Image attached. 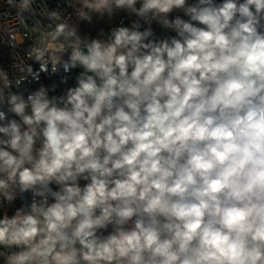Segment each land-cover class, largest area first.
I'll return each instance as SVG.
<instances>
[{
  "label": "clouds",
  "instance_id": "1",
  "mask_svg": "<svg viewBox=\"0 0 264 264\" xmlns=\"http://www.w3.org/2000/svg\"><path fill=\"white\" fill-rule=\"evenodd\" d=\"M3 5L0 264H264V0Z\"/></svg>",
  "mask_w": 264,
  "mask_h": 264
},
{
  "label": "built area",
  "instance_id": "2",
  "mask_svg": "<svg viewBox=\"0 0 264 264\" xmlns=\"http://www.w3.org/2000/svg\"><path fill=\"white\" fill-rule=\"evenodd\" d=\"M59 0H48L50 7H55ZM4 4V0H0V5ZM29 25L33 24L34 21L29 19L27 21ZM16 26L17 28L20 27V20L15 16V12L13 9L8 8L6 5L0 6V65H3L5 68H9L12 63V59H15L14 55H11L13 52L12 48L4 42V39L7 37L9 28ZM82 30L85 33H91L93 36L96 35L97 27H108L106 24H100L98 26H88L82 25ZM21 33L17 32V40H18V47L16 49L17 52L23 53V49L19 46ZM31 42V36L27 37L23 40L24 44ZM34 70H39L38 65L35 66ZM43 75V74H42ZM45 83H49L48 79H44ZM69 83H73V80H69ZM30 87H36L35 84L30 85ZM19 205V201H17V205ZM12 209H9V214H11Z\"/></svg>",
  "mask_w": 264,
  "mask_h": 264
}]
</instances>
